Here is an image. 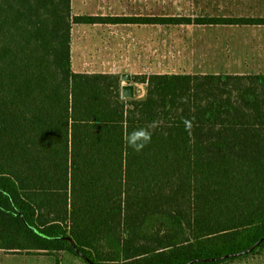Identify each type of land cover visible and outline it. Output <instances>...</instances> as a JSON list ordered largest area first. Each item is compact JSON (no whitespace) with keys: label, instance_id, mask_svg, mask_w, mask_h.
Masks as SVG:
<instances>
[{"label":"trees","instance_id":"1","mask_svg":"<svg viewBox=\"0 0 264 264\" xmlns=\"http://www.w3.org/2000/svg\"><path fill=\"white\" fill-rule=\"evenodd\" d=\"M229 1L101 16L0 0V250L57 264L61 252L87 264L264 252V73L138 74L144 93L124 98L121 74L72 64L75 24L264 26V0L248 12ZM154 121L142 151L128 146Z\"/></svg>","mask_w":264,"mask_h":264},{"label":"rangeland","instance_id":"2","mask_svg":"<svg viewBox=\"0 0 264 264\" xmlns=\"http://www.w3.org/2000/svg\"><path fill=\"white\" fill-rule=\"evenodd\" d=\"M132 5H124L123 0H114L105 14L121 15L128 8L133 12L147 13L159 6L172 3L173 9L190 11V0H130ZM239 1V2H238ZM225 8L227 12H248L259 7L258 0H235ZM138 4V6L136 5ZM171 7V8H172ZM75 26V25H74ZM74 37L78 27H74ZM124 33V56L134 57L130 52L138 37L142 36V74L150 73H264V26L237 25H183L153 26L143 25L142 33L132 27L122 28ZM107 37V36H106ZM74 43V41H73ZM104 43H115L106 39ZM122 47V49H123ZM75 48V46H74ZM75 55V54H74ZM108 56V55H107ZM73 58V67L76 65ZM88 64L91 61H87ZM109 62V61H107ZM132 59L120 73H133L139 70ZM78 63L76 65V68ZM88 67V65H87ZM75 70V68H73ZM129 81V82H130ZM128 82H125V84ZM140 90L141 85H136ZM145 86L142 85V94ZM59 264H87L81 258L69 252H61ZM247 264H264V252L246 259ZM0 264H57V257L45 253L29 254L0 250Z\"/></svg>","mask_w":264,"mask_h":264},{"label":"crops","instance_id":"3","mask_svg":"<svg viewBox=\"0 0 264 264\" xmlns=\"http://www.w3.org/2000/svg\"><path fill=\"white\" fill-rule=\"evenodd\" d=\"M114 0H73V12L74 14H90V15H101V16H109V14H105L107 11V7L109 4L112 5ZM124 5L129 6L132 5L130 0H123ZM138 6V4H136ZM142 15V12H133L128 8L126 11L124 10L123 15ZM118 15V16H121ZM115 16V15H110ZM78 27L77 35L74 37V27ZM72 30V64L73 58L76 59L75 71L77 72H101V73H119L120 69L123 68L130 60L134 59L138 61L134 63V66L139 65V70L133 73V75L142 74V36L138 37L136 43H134L135 47L130 50L134 57L124 56L125 52L123 47V36L124 33L122 28L129 29L135 27L140 30V34L142 33V23H94V24H75ZM153 26H163V25H153ZM183 26V25H182ZM186 26V25H185ZM189 26V25H188ZM167 27V26H165ZM171 27V26H170ZM107 36V37H106ZM115 40V43H104L106 39ZM74 41V43H73ZM75 46V48H74ZM123 47V49H122ZM75 54V55H74ZM108 55V56H107ZM87 61H91L88 64ZM109 61V62H107ZM88 65V67H87ZM160 73V72H159ZM169 73V72H164ZM176 73V72H175ZM121 76L124 74L120 73ZM132 77V74L129 73ZM123 81V80H122ZM129 83H132L130 81ZM123 84L125 82L123 81ZM140 90L135 86V90L138 95H142V84ZM144 93V91H143ZM223 264H247L246 259L236 260Z\"/></svg>","mask_w":264,"mask_h":264},{"label":"clouds","instance_id":"4","mask_svg":"<svg viewBox=\"0 0 264 264\" xmlns=\"http://www.w3.org/2000/svg\"><path fill=\"white\" fill-rule=\"evenodd\" d=\"M186 127H191V122L188 120L184 121ZM157 127V122H152L146 128H138L128 133L125 137L128 146L133 148L134 151H142L143 148L151 142L152 132L150 129H155Z\"/></svg>","mask_w":264,"mask_h":264},{"label":"water","instance_id":"5","mask_svg":"<svg viewBox=\"0 0 264 264\" xmlns=\"http://www.w3.org/2000/svg\"><path fill=\"white\" fill-rule=\"evenodd\" d=\"M122 80L124 82H128L126 84L122 85V96L124 98H133L136 96V90L134 84L129 83L131 80V75L129 73L122 74ZM259 243V241L256 243V245ZM74 244V243H73ZM225 256L221 257L224 258ZM220 259V258H217Z\"/></svg>","mask_w":264,"mask_h":264}]
</instances>
